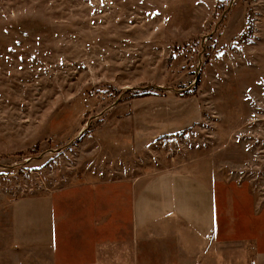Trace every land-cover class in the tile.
Masks as SVG:
<instances>
[{
	"label": "rangeland",
	"instance_id": "1",
	"mask_svg": "<svg viewBox=\"0 0 264 264\" xmlns=\"http://www.w3.org/2000/svg\"><path fill=\"white\" fill-rule=\"evenodd\" d=\"M146 93L212 106L196 132L217 151L218 223L211 239L175 220L138 229L136 264H264V0H0V264H95L108 222L63 227L55 262L34 250L31 198L80 175L95 132ZM188 135L130 159L138 178L189 160ZM114 201L99 200L106 218Z\"/></svg>",
	"mask_w": 264,
	"mask_h": 264
},
{
	"label": "crops",
	"instance_id": "2",
	"mask_svg": "<svg viewBox=\"0 0 264 264\" xmlns=\"http://www.w3.org/2000/svg\"><path fill=\"white\" fill-rule=\"evenodd\" d=\"M169 98H166L167 103L156 101L157 97L132 102L128 105L131 109L127 108L129 113L123 111L124 107H117L107 133L95 132L86 169L79 175L78 169L71 167L70 180L63 189L48 193L36 191L31 198L30 223L34 250L48 253L52 261L57 262L62 228L76 222L78 217L87 222L82 227L86 225L96 233L102 232L108 222L114 240L117 239L115 242L112 238L106 245L104 239L95 238L92 250L95 264H106V248L117 264H136L138 229L161 226L169 220L186 225L199 238L213 237L218 223L219 185L216 172L209 164L217 151L211 146V136L200 137L196 132L197 128L202 130L203 123L211 122L209 111L213 108L209 103L170 102ZM182 131L189 133L185 141L192 140L191 145H183L185 156L190 159L176 166H166L155 174L148 171L138 178L135 162L131 163L130 159H136L153 147L161 137ZM112 157L123 164H105L106 158L110 162ZM91 162L94 164L90 165ZM105 196L114 197L116 202L109 210L110 218H106L104 205L99 202ZM82 214H87L83 217L85 220ZM86 236L81 235L80 243L86 238L91 240L90 235Z\"/></svg>",
	"mask_w": 264,
	"mask_h": 264
},
{
	"label": "built area",
	"instance_id": "3",
	"mask_svg": "<svg viewBox=\"0 0 264 264\" xmlns=\"http://www.w3.org/2000/svg\"><path fill=\"white\" fill-rule=\"evenodd\" d=\"M85 96H88L89 98H91V97H94V94H90V95H89V94H86V93H85Z\"/></svg>",
	"mask_w": 264,
	"mask_h": 264
},
{
	"label": "trees",
	"instance_id": "4",
	"mask_svg": "<svg viewBox=\"0 0 264 264\" xmlns=\"http://www.w3.org/2000/svg\"><path fill=\"white\" fill-rule=\"evenodd\" d=\"M142 96L148 97V96H150V94L146 93V94H143Z\"/></svg>",
	"mask_w": 264,
	"mask_h": 264
},
{
	"label": "water",
	"instance_id": "5",
	"mask_svg": "<svg viewBox=\"0 0 264 264\" xmlns=\"http://www.w3.org/2000/svg\"><path fill=\"white\" fill-rule=\"evenodd\" d=\"M198 74H199V72H198ZM197 81H195V83H196Z\"/></svg>",
	"mask_w": 264,
	"mask_h": 264
}]
</instances>
